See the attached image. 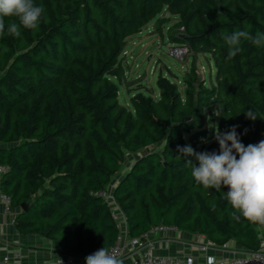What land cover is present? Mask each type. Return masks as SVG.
<instances>
[{"label":"trees","instance_id":"1","mask_svg":"<svg viewBox=\"0 0 264 264\" xmlns=\"http://www.w3.org/2000/svg\"><path fill=\"white\" fill-rule=\"evenodd\" d=\"M34 3L45 9L38 28H21L14 37L6 18L0 37V164L6 166L0 191L20 209L16 229L47 238L64 255L86 258L109 248L119 230L100 192L126 152L161 143L138 155L113 185L128 235L165 224L214 245L231 240L259 249L257 223L234 218L226 187L197 184L186 161L198 162L177 149L218 153L219 143L206 129L213 113L216 128L224 133L237 126L245 146L264 140V46L242 41V51L229 59L224 40L237 30L264 32V0ZM163 12L176 19L167 29L172 43L210 55L214 82L200 80L192 62L182 93L161 80L158 96L143 94L130 110L117 101L112 79L124 82L120 54L149 21L161 32Z\"/></svg>","mask_w":264,"mask_h":264},{"label":"clouds","instance_id":"2","mask_svg":"<svg viewBox=\"0 0 264 264\" xmlns=\"http://www.w3.org/2000/svg\"><path fill=\"white\" fill-rule=\"evenodd\" d=\"M44 12V7L36 5L34 0H0V37L5 34L6 18L9 20L7 34L19 37L21 28H38ZM224 40L229 46L228 58L232 59L242 51V41L264 46V32L253 35L246 30H237L225 34ZM246 115L255 119L251 111ZM236 127L224 133L217 129L218 153L196 152L190 145L178 146L177 150L198 162L186 161L191 165V177L197 184L216 190L228 189L225 199L231 205L235 219L243 217L249 222L264 224V140L245 146ZM85 264H123V260L102 247L88 255Z\"/></svg>","mask_w":264,"mask_h":264},{"label":"rangeland","instance_id":"3","mask_svg":"<svg viewBox=\"0 0 264 264\" xmlns=\"http://www.w3.org/2000/svg\"><path fill=\"white\" fill-rule=\"evenodd\" d=\"M158 17L167 20L162 23L161 32L155 29L153 19L142 27L138 33L127 38L126 45L120 54V61L125 74L124 82L118 83L112 78L117 85V101L130 110H133L131 103L133 99H140L143 94L152 97L158 96L157 83L161 80H167L168 84H175L182 93L184 90L182 77L192 62L200 80L206 85L214 82L215 67L210 55L204 53L192 54L188 50L182 56H176L173 53V48L178 45L170 41L167 33L168 27L176 19L165 12L159 13ZM177 32L176 35H179ZM213 117L212 121H207L206 129L208 130V137L215 138L217 131L215 113H213ZM262 121L261 131L263 132L264 119ZM258 142L256 141V143ZM160 145L161 143L137 152H126L119 171L112 177L110 184L104 191L109 193L112 191L114 183L138 155L157 150Z\"/></svg>","mask_w":264,"mask_h":264},{"label":"built area","instance_id":"4","mask_svg":"<svg viewBox=\"0 0 264 264\" xmlns=\"http://www.w3.org/2000/svg\"><path fill=\"white\" fill-rule=\"evenodd\" d=\"M188 51L185 45H178L173 48V53L176 56H182ZM6 169V166L0 164V174ZM103 200L108 204L111 216L116 222L119 233L112 246L107 248L109 252L114 253L118 258L123 260V264H264V243L257 250L242 249L232 250L230 255L221 257L201 256L209 247L208 241L192 243L197 254L183 255H157L154 253V240L149 236L151 231H158L166 234H173L178 231V228L173 225L158 224L153 226L147 232L137 236H130L125 225V216L116 206L112 193L100 192ZM0 200L3 208L9 211L11 208L10 198L8 195L1 193ZM200 235V234H198ZM85 264V258L60 254L50 260L40 262L38 264ZM0 264H23L18 261L17 255L3 254L0 256Z\"/></svg>","mask_w":264,"mask_h":264},{"label":"crops","instance_id":"5","mask_svg":"<svg viewBox=\"0 0 264 264\" xmlns=\"http://www.w3.org/2000/svg\"><path fill=\"white\" fill-rule=\"evenodd\" d=\"M19 210L11 205L10 210L5 211L0 200V256L15 253L20 263L38 264L60 255L61 253L47 238L35 234L25 235L16 229L14 217ZM123 227L126 228L125 225ZM256 230L261 244L264 243V224L257 223ZM149 236L154 240V253L157 255L197 254L198 251L192 243L209 242L204 235L188 233L179 229L168 236L158 231H151ZM232 250L240 251L242 248L231 240L220 246L210 243L208 249L200 255L211 258L223 257L230 255Z\"/></svg>","mask_w":264,"mask_h":264},{"label":"water","instance_id":"6","mask_svg":"<svg viewBox=\"0 0 264 264\" xmlns=\"http://www.w3.org/2000/svg\"><path fill=\"white\" fill-rule=\"evenodd\" d=\"M27 202L28 201H24L21 203V205H20L21 210L25 211L27 209Z\"/></svg>","mask_w":264,"mask_h":264}]
</instances>
